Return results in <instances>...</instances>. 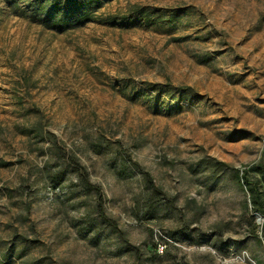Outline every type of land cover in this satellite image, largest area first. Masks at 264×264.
I'll return each instance as SVG.
<instances>
[{
  "label": "rangeland",
  "instance_id": "obj_1",
  "mask_svg": "<svg viewBox=\"0 0 264 264\" xmlns=\"http://www.w3.org/2000/svg\"><path fill=\"white\" fill-rule=\"evenodd\" d=\"M243 171L264 0H0V264H264Z\"/></svg>",
  "mask_w": 264,
  "mask_h": 264
},
{
  "label": "trees",
  "instance_id": "obj_2",
  "mask_svg": "<svg viewBox=\"0 0 264 264\" xmlns=\"http://www.w3.org/2000/svg\"><path fill=\"white\" fill-rule=\"evenodd\" d=\"M88 19L87 15H82L74 20H68V21H60L57 22L60 27H67L71 23L77 24V23H83ZM242 183V186L246 189L247 193L249 194V200L250 204L253 206L254 212L259 214H264V210H262L261 200L260 196L261 193L258 190V185L256 180H252L248 177L247 173L245 171L242 172V176L239 180ZM93 191L96 194L97 197V212L99 214V217L101 220L107 221L106 216L102 212V196L101 192L98 188L93 187Z\"/></svg>",
  "mask_w": 264,
  "mask_h": 264
},
{
  "label": "water",
  "instance_id": "obj_3",
  "mask_svg": "<svg viewBox=\"0 0 264 264\" xmlns=\"http://www.w3.org/2000/svg\"><path fill=\"white\" fill-rule=\"evenodd\" d=\"M256 216H257L258 221H260V217L258 215H256Z\"/></svg>",
  "mask_w": 264,
  "mask_h": 264
}]
</instances>
